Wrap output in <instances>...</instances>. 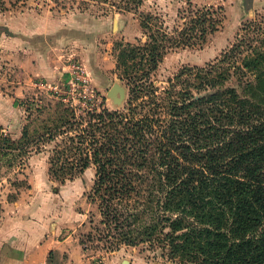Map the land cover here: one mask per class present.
Wrapping results in <instances>:
<instances>
[{
	"label": "trees",
	"instance_id": "16d2710c",
	"mask_svg": "<svg viewBox=\"0 0 264 264\" xmlns=\"http://www.w3.org/2000/svg\"><path fill=\"white\" fill-rule=\"evenodd\" d=\"M64 1L71 9L131 13L144 0ZM217 13L191 10L172 34L147 15L145 42L117 44V69L129 88L123 109L78 115L61 103L53 126L36 134L25 127L15 143L0 126V150L15 144L27 157L61 138L49 151L53 181L64 185L95 167V239L109 251L148 244L180 264H264L262 23L246 25L216 61L181 70L162 93L153 80L170 47L218 29Z\"/></svg>",
	"mask_w": 264,
	"mask_h": 264
},
{
	"label": "rangeland",
	"instance_id": "374dc122",
	"mask_svg": "<svg viewBox=\"0 0 264 264\" xmlns=\"http://www.w3.org/2000/svg\"><path fill=\"white\" fill-rule=\"evenodd\" d=\"M62 3L68 4L67 8H63ZM252 5L253 0H144L139 10L131 13H107L94 6L85 10L71 9L63 0H0V72L3 74L0 86L8 88L12 99L10 107L0 106L4 135L15 143L22 138L25 127L30 134L42 133L57 121L61 103L77 107L78 115L91 107L123 109L128 104L129 88L117 69V44H138L140 39L145 42L142 21L147 15L159 17L171 34L185 27L184 23L193 15L191 10L214 7L217 18L222 21L218 29L204 39L169 48L153 76L162 93L184 68L205 66L221 58L245 34L246 25L258 22L264 28V10L253 9ZM34 17L50 21L51 37H55L53 43L61 42L62 47L51 52L54 75L48 81L26 84L27 90L18 101L15 115V53L5 50L3 42L19 37L33 25L30 20ZM14 18L15 28L12 26ZM116 85L125 90L122 103L110 96ZM117 97H121L119 92ZM60 141L61 138L45 144L44 152H33L29 157L15 150V144L9 150H0V200L13 201L20 195H30V199H36L31 198L33 194L50 195L51 198L46 199V212L54 217L60 210V216L69 221L67 231L72 227L77 230L76 236L82 233L87 258L93 264L112 257L120 261L136 257L151 264H180L169 261L162 249L148 244L109 251L105 243L95 239L101 221L98 203L93 201L96 169L92 166L64 185L53 181L49 173V151ZM75 215L78 220L73 219ZM90 234L94 239L89 240Z\"/></svg>",
	"mask_w": 264,
	"mask_h": 264
},
{
	"label": "crops",
	"instance_id": "0c3cea01",
	"mask_svg": "<svg viewBox=\"0 0 264 264\" xmlns=\"http://www.w3.org/2000/svg\"><path fill=\"white\" fill-rule=\"evenodd\" d=\"M251 7L264 10V0H253ZM12 20L15 28V18ZM30 21L33 25L30 24L19 37L14 35L15 38L3 42L5 50L15 53V115L18 101L27 90L26 84L48 81L54 75L51 52L62 47L61 42L53 43L55 37H51L50 21L41 17ZM2 75L0 72L3 81ZM7 89L0 86V106L10 107L12 104ZM33 195L31 198L36 199L20 195L17 200H0V264H93L82 244V233L76 236L77 230L72 227L67 231L69 221L60 216V210L54 217L46 212V199L51 196ZM73 219L78 220V217L75 215ZM101 264L151 263L136 257L121 261L112 257L103 259Z\"/></svg>",
	"mask_w": 264,
	"mask_h": 264
},
{
	"label": "water",
	"instance_id": "95a60500",
	"mask_svg": "<svg viewBox=\"0 0 264 264\" xmlns=\"http://www.w3.org/2000/svg\"><path fill=\"white\" fill-rule=\"evenodd\" d=\"M117 92L120 93V95H121L120 98L117 97ZM110 96L113 97V98H115V100L117 101V103H122L123 100L125 99V90H124L122 87L116 85V86L111 90V92H110Z\"/></svg>",
	"mask_w": 264,
	"mask_h": 264
}]
</instances>
